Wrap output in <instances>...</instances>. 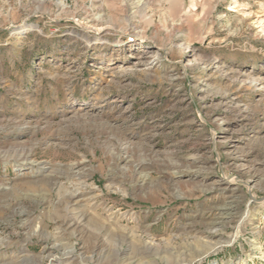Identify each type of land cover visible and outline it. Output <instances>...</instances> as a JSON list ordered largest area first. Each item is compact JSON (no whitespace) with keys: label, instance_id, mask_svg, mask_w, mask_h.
I'll return each instance as SVG.
<instances>
[{"label":"rangeland","instance_id":"1","mask_svg":"<svg viewBox=\"0 0 264 264\" xmlns=\"http://www.w3.org/2000/svg\"><path fill=\"white\" fill-rule=\"evenodd\" d=\"M0 264H264V0H0Z\"/></svg>","mask_w":264,"mask_h":264},{"label":"bare ground","instance_id":"2","mask_svg":"<svg viewBox=\"0 0 264 264\" xmlns=\"http://www.w3.org/2000/svg\"><path fill=\"white\" fill-rule=\"evenodd\" d=\"M31 27H33V26H31ZM30 29H29V27H20V28H18V34H22V33H25V32H27V31H29ZM75 198V196L73 197V199ZM78 224V223H77Z\"/></svg>","mask_w":264,"mask_h":264}]
</instances>
